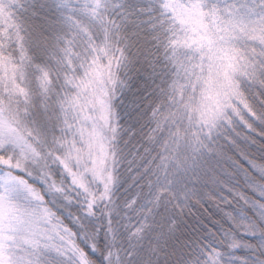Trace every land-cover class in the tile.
<instances>
[{
  "label": "snow or ice",
  "instance_id": "6c2138e0",
  "mask_svg": "<svg viewBox=\"0 0 264 264\" xmlns=\"http://www.w3.org/2000/svg\"><path fill=\"white\" fill-rule=\"evenodd\" d=\"M0 264H264V0H0Z\"/></svg>",
  "mask_w": 264,
  "mask_h": 264
}]
</instances>
